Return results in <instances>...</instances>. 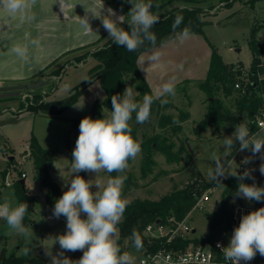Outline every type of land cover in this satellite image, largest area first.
<instances>
[{
	"label": "rangeland",
	"instance_id": "obj_1",
	"mask_svg": "<svg viewBox=\"0 0 264 264\" xmlns=\"http://www.w3.org/2000/svg\"><path fill=\"white\" fill-rule=\"evenodd\" d=\"M152 3V11L159 16L166 15L170 11L182 7H200L206 13L203 15L202 33H192L183 44L175 39L176 33L157 45L161 53V59L166 61V63H163L165 67H168L166 64L177 62L176 70L178 73L176 71L175 74L178 75L176 79L180 83L177 86L175 85V96L163 97V99L168 100L167 104H161L160 99L152 104L151 116L147 122L143 124L136 123L134 113L130 126L135 130L138 141L159 134V136L170 137L173 142V150H177L180 146L183 149L179 158L171 162L166 160L161 150L150 149L154 164L145 176H142L140 172L142 151L134 160H131L127 168L130 179L124 180L122 189L123 198L128 202L136 198L155 201L174 188H182L191 183L211 182L208 176L209 169L214 167V163L210 159L211 153L216 152L217 155L224 157V149L221 146L223 139L225 136H231L236 126L225 122L217 128L208 127L199 134L193 132V127L201 119L207 107L206 96L195 85V82L203 80L205 77L211 46L216 48L225 63L233 66L238 64L242 70H245L251 60L248 39L253 23L261 26L255 32V39L260 43H264V0L256 1L253 8L244 6L238 1L228 6V3L221 0H152ZM128 12L122 10L124 15H127ZM105 40L100 42L99 45L101 46L108 41V39ZM94 47L72 54L69 57L72 59L71 62H73V57L93 50ZM150 54V50L145 51L140 57V64L145 62L147 64L146 70L153 71L156 68L155 64L147 62ZM68 56L61 57L50 68L54 67L56 69L66 63L65 59H69ZM85 58V60L77 62L78 64L68 63L65 65L60 78L54 76L57 81L48 96V100L62 99L70 93H77L74 103L65 108L61 114L46 117L35 116L33 118L26 112L28 114L25 116L15 118L17 116L15 110L22 109L20 106L21 101L18 98L8 100L6 102L8 108L3 109V106H0V169L6 164L11 166L8 178L12 182V186H4L0 176L2 188L0 190V203L4 201L12 206L17 205L14 183L15 180H19L22 170L26 173L24 182L28 192L34 198V211L31 214L33 222L26 225L28 228L27 236L10 233L6 223L0 220V250L5 248L9 252L14 249L17 255H22L23 249L30 247L33 248V253L28 256H36L39 255L41 250L44 251V246L51 247L53 241L48 240L49 237L57 236L66 231V223L61 217L50 220L45 218L47 214H52V211L45 205L44 188L40 186L38 181L33 179L32 164L25 158L23 159L22 154L28 149L27 139L30 135H34L36 139H39L42 147L54 149L55 153L50 165V174L62 193L67 190L62 185L65 184V179H70L72 176L70 172L72 151L79 135V130H73V121L84 115L94 101H100L104 97V90L98 79L88 81L89 70L96 61L93 57L86 56ZM124 78L126 79L125 89L127 87L132 88L135 99L139 97L140 102H142L144 95H139L135 87L136 81L129 75H124ZM184 79H189V81L182 82ZM235 94V90L233 94L228 96L218 92L228 111L238 118V124L243 122L246 125L245 119L236 113L233 105ZM181 112L186 113L182 119L179 118ZM110 114L111 112L108 110L103 112L104 118H108ZM161 115H171V122L167 123ZM3 144L12 153L4 152L1 149ZM238 148V142H234L232 156L224 157L231 164L230 170L235 171L238 168V172H243L245 167L259 170L261 163L259 158H256L250 165H241L244 156L251 155V153L247 150L239 152L236 150ZM10 156L13 157V160L8 162L7 158ZM121 175L124 176V174ZM109 178L110 175L106 172H101L97 176L95 173L86 172L85 175L86 180H93V183L99 181L102 185L106 184ZM95 190L94 186L93 191ZM222 190V185L213 186L201 207L195 210L191 209L186 213L185 216H187L189 224L196 229V236H201L207 232L205 216L219 205ZM229 202L234 206L237 203H246L247 200L236 198L233 202L232 196L229 198ZM142 235L146 236L144 229ZM58 251H60V246L56 243L52 246V252L56 254ZM75 253L65 252V255L70 258ZM43 257L46 258V264H50V257L45 254Z\"/></svg>",
	"mask_w": 264,
	"mask_h": 264
},
{
	"label": "clouds",
	"instance_id": "obj_2",
	"mask_svg": "<svg viewBox=\"0 0 264 264\" xmlns=\"http://www.w3.org/2000/svg\"><path fill=\"white\" fill-rule=\"evenodd\" d=\"M59 3L60 9L65 18H68V9L74 8L70 0H55ZM130 3L131 8L127 15L118 14L116 10L108 7L105 9L104 0H100L99 10H96L95 0L90 3H79L85 8V16L76 19L80 29L84 33L98 34L93 31L89 17L99 18L108 33L109 39L118 47H123L129 52H135L149 46L151 54L147 62L158 64L161 60V53L157 46L156 34L152 31L154 25L159 23L160 17L152 11V0H124ZM37 0H0V10L7 14L10 19L19 18L21 24L37 21L36 14L32 11ZM121 7V12H122ZM127 23L129 30L121 27ZM182 23V17L177 16L172 28L176 30ZM6 24L0 26L5 28ZM36 23V27H40ZM192 33L184 28L176 34L175 39L183 44ZM24 39L27 43L17 42L8 51L25 63L30 62L29 45L39 47L40 41L30 38V33H25ZM68 87L67 85L65 86ZM175 78H171L159 85L155 94L161 104H167L166 96H175ZM154 97L144 95L142 102H136L134 90L127 87L123 95L111 97V114L108 118L92 119L85 117L79 124V135L75 148L72 151V163L70 179H65L67 190L62 196L56 199L52 210V217L59 219L66 218V231L54 237L51 247L44 246V254L50 257V264H135V257L132 253L121 250L118 240V224L122 221L128 201L123 198V184L126 179L123 175L110 177L106 184L99 181L86 180L80 175L81 172L95 173H124L129 160H134L141 152V144L132 136L130 121L135 113V121L143 124L150 119L151 107ZM234 142H238L239 152L249 151L251 155L244 156L241 165H250L256 158H259V172L264 175V129L254 133L243 122L235 127L231 136L223 139L224 157L232 156ZM212 152L210 159L214 167L209 169L208 176L211 182L223 185L222 179L229 176L236 177L239 181L238 187L233 196L243 198L249 202L264 201V186L255 182L253 172L255 168L245 167L242 174L230 170L231 164L224 158ZM240 167V165H239ZM251 179V184L245 183ZM95 186L96 190L93 191ZM28 204L19 203L16 206L4 202L0 203V220H3L10 233L16 235H28V228L24 224L27 215ZM83 214V218H82ZM56 243L60 251L52 252V246ZM132 247L137 253L143 249L141 238L133 231ZM226 264H248L255 259L257 253L264 257V207L242 215L240 223L233 230L228 245L217 244ZM82 251L83 255L78 260H72L65 255V252ZM33 253V248L25 247L23 254L28 256Z\"/></svg>",
	"mask_w": 264,
	"mask_h": 264
},
{
	"label": "trees",
	"instance_id": "obj_3",
	"mask_svg": "<svg viewBox=\"0 0 264 264\" xmlns=\"http://www.w3.org/2000/svg\"><path fill=\"white\" fill-rule=\"evenodd\" d=\"M115 7H122L127 12L129 11L130 4L115 2V0H105ZM112 1V2H111ZM230 6L231 3L238 1L240 4L253 8L254 3L258 0H221ZM205 10L200 7L193 8H179L170 11L168 14L159 16V23L154 25L152 31L156 34L157 44L163 40L173 36L180 32L184 28H188L191 33H202V25L204 24L203 15ZM182 17V23L179 28L173 30L172 25L177 16ZM121 27L125 30H129L127 23ZM261 26L253 23L250 28V34L248 39V46L251 51V60L246 72L241 73L240 69L234 68L233 65L225 63L215 47L211 46L209 63L203 80L195 82V85L205 94L207 100L206 111L196 125L193 127V132L199 134L201 131L208 127L217 128L219 125L229 122L236 126L239 122L233 114L228 111L222 98L218 95L221 92L224 96L234 95L233 105L236 113L241 115L245 119L246 125L249 129H253V117L258 111V108L264 99V64H259L258 55L264 53V45L255 39V32ZM93 44L88 45L90 48ZM146 44L143 48L135 52H129L123 47H118L110 39L103 45H97L93 50H89L83 54L71 58L65 59L66 63L62 64L56 69H53L50 73L51 76L61 77L64 71L65 65L68 63L78 64L81 60H85L86 56L93 57L95 64L89 70L90 79H98L103 90L104 97L100 101H94L88 108L87 112L76 118L73 121V130H79L80 121L85 117H91L92 119L104 118V110L111 112V97L113 95H123L125 90L126 79L124 75H129L136 81L135 87L138 90L140 96L150 95L153 96L148 84L143 76L140 74L137 67L138 55L148 49ZM66 54V53H65ZM64 61V62H65ZM91 75V76H90ZM92 77V78H91ZM57 80H53L51 87L55 86ZM189 79H184L182 82H188ZM239 82L242 87L241 90L234 88V83ZM180 82L176 83L177 86ZM243 89V91H242ZM32 92L33 90H27ZM184 91V88H183ZM48 93L44 94L47 95ZM77 97V93H70L65 98L57 100H43V94L39 92H32L30 97H26L25 105L22 103L21 108L28 113L47 114L50 116H56L74 103ZM154 97V96H153ZM136 102H140V98L137 97ZM154 102H158V99L154 97ZM134 114V113H133ZM186 113H179V118L182 119ZM168 123L171 122V115H161ZM132 136L137 140L135 130L132 128ZM138 141V140H137ZM141 144V166L140 172L142 176H145L150 172L154 160L150 149H159L163 152L168 162L179 158L181 146L177 150H173V142L169 136H159V134L151 135L142 141H138ZM28 149L23 155L29 160L33 167V179L38 181L40 186L44 188V201L49 210H53L56 199L62 196V192L58 184L52 179L50 174V165L53 161L54 149L44 148L40 145L34 135H30L27 139ZM9 149V148H7ZM13 160V159H10ZM132 159L129 160V163ZM227 160V158H226ZM9 162V160H8ZM7 168L4 167L2 171L5 173ZM242 174V172H239ZM126 179H130V173L126 170L124 173ZM81 176L85 178L86 172H81ZM110 177L121 175L118 173L109 174ZM255 182L259 186H264V175H261L259 170L253 172ZM245 183L251 184V179H246ZM239 181L236 177H228L222 180V198L217 208L206 214L207 232L201 237L194 238V243H209L212 244L213 240L218 234L230 226V219L232 214L233 205L229 202V198L234 196L235 190L238 187ZM215 182H203V183H191L183 186L182 188H174L167 194L160 197L158 200L147 199H134L128 202L126 211L124 213L122 221L118 224L119 233V246L123 251H131L137 253L132 247V233H135L141 238L143 243V249L154 248L159 245L160 241L150 239L148 236H143L142 231L148 223H152L156 220L161 222L165 221L169 216H173L175 219H182L186 213L191 210L196 201V195L201 194L208 188H212L217 185ZM12 186V184L10 185ZM14 194L17 200V204H28L27 215L24 219V224L28 225L33 222L31 214L34 211V198L28 192V188L25 183L22 186L19 180H15ZM255 205H264V201L256 202L252 201ZM63 220H66L61 216ZM186 242V241H185ZM126 243L127 246H126ZM161 244V243H160ZM141 251V252H142ZM139 252V253H141ZM81 254H73L70 258L72 260H78L81 258ZM264 259V257H262ZM46 258L41 255L25 256L17 255L13 249L6 251L5 248L0 250V264H46Z\"/></svg>",
	"mask_w": 264,
	"mask_h": 264
},
{
	"label": "crops",
	"instance_id": "obj_4",
	"mask_svg": "<svg viewBox=\"0 0 264 264\" xmlns=\"http://www.w3.org/2000/svg\"><path fill=\"white\" fill-rule=\"evenodd\" d=\"M54 2L55 0H37V4L32 9V11L37 16V21L33 23L25 22L21 24L19 18L10 19L6 13L0 10V26H3L5 24L7 25L5 26V28H0V84L24 82L32 80L34 78H53L50 73L54 69V67L50 68V66L58 61L61 57L69 55V58L72 54L79 53L80 51L87 49L88 45L93 44V46L91 47H94L99 45L100 42H104L103 40L109 39L108 33L107 31H105L99 18L91 16L89 17V22L93 31L95 32L98 30V34L84 33L79 27L76 17L85 16V8L82 4L79 3L87 4L90 3L91 0H70L71 4L75 5V7L68 9V18L64 17L59 3L57 2L53 4ZM95 3L96 10L98 11L100 0H95ZM104 6L105 9L111 7L112 9L116 10L118 14H122L119 7L112 6L105 0ZM36 23H39L41 26L39 28L36 27ZM26 32L30 33V38H35L40 41L39 47L29 45V63H25L8 51V49L17 42L27 43V41L24 39V35ZM157 45H159V43ZM145 51L147 50L142 51L138 55L136 63L138 70L148 84L152 95L155 96V94L159 90V85L161 83L173 77L175 78V84L178 82L176 79L178 75L175 74L177 71V62L166 64L168 65V67H165L163 63H166V61L161 59L158 64H155V70H146L147 64H145V62H143V64H140V57L145 53ZM50 85L51 84L39 89H34L32 92L42 93L43 100H48L49 94L55 87H51ZM32 92L15 91L1 93L0 106H3V109L8 108L6 102L12 98H18L21 101L20 106L22 105V103L26 105L27 102H25V99L26 97H30ZM46 93L48 94L44 95ZM15 111L17 115L15 118H18L20 116L23 117L28 114L26 113L27 111H24L23 109ZM28 115L33 118L35 116H50L42 113H29ZM37 140L42 146L40 140ZM1 149L4 152L12 153L10 149H7V146L4 144ZM22 156H24V159L25 155L22 154ZM12 158L13 157L10 156L7 159L10 160ZM25 160L27 159L25 158ZM4 167L10 169L11 166H8V164H6L4 165Z\"/></svg>",
	"mask_w": 264,
	"mask_h": 264
},
{
	"label": "built area",
	"instance_id": "obj_5",
	"mask_svg": "<svg viewBox=\"0 0 264 264\" xmlns=\"http://www.w3.org/2000/svg\"><path fill=\"white\" fill-rule=\"evenodd\" d=\"M261 44L264 45V43ZM258 58L259 64H264V53H260ZM234 68L240 69L241 73L246 72L248 69L245 68V70H242L238 64L234 65ZM262 76L264 77V75ZM234 87L241 90L242 85L239 82H236L234 83ZM252 122L254 128L251 130L254 133L260 132L264 129V99L258 108V111L255 113ZM19 163L22 164L21 161H19ZM9 175L10 169L7 168L5 173L0 170V176L4 186H10L12 184L11 180L8 178ZM25 176L26 173L22 170L19 179H24ZM1 189L0 185V190ZM210 192L211 188H208L201 194L196 195V201L191 209L195 210L200 208ZM260 207H264V205L258 206L249 201L234 205L229 228L222 230L213 240L212 244L194 243V238H199L202 235H195L196 229L189 224L187 216L180 220L175 219L173 216H169L163 222L154 221L148 223L144 227V232L150 239L160 241L159 245L152 249L146 248L141 253H134L131 251L126 252H130L134 255L136 258L135 264H226L223 253L217 248V244L220 243L222 246L226 247L230 241L234 228L239 225L242 215ZM45 218L50 220L53 217L52 214H47ZM64 222L66 223V220H64ZM76 253L83 255L82 251H76ZM241 264H244V262H241ZM248 264H264V259L259 253H257L255 259L248 262Z\"/></svg>",
	"mask_w": 264,
	"mask_h": 264
},
{
	"label": "water",
	"instance_id": "obj_6",
	"mask_svg": "<svg viewBox=\"0 0 264 264\" xmlns=\"http://www.w3.org/2000/svg\"><path fill=\"white\" fill-rule=\"evenodd\" d=\"M53 78H34L29 81L24 82H14V83H7V84H0V94L1 93H8V92H15V91H27V90H34L39 89L44 86L51 84ZM19 183L23 186L24 179H19ZM159 220H156L158 222ZM194 231V230H193ZM39 255L44 256V251L41 250Z\"/></svg>",
	"mask_w": 264,
	"mask_h": 264
},
{
	"label": "flooded vegetation",
	"instance_id": "obj_7",
	"mask_svg": "<svg viewBox=\"0 0 264 264\" xmlns=\"http://www.w3.org/2000/svg\"><path fill=\"white\" fill-rule=\"evenodd\" d=\"M115 2L125 3L124 0H115ZM127 4H130V3H127Z\"/></svg>",
	"mask_w": 264,
	"mask_h": 264
}]
</instances>
